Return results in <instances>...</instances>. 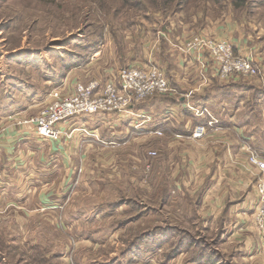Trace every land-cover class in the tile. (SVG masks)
<instances>
[{
    "label": "rangeland",
    "instance_id": "374dc122",
    "mask_svg": "<svg viewBox=\"0 0 264 264\" xmlns=\"http://www.w3.org/2000/svg\"><path fill=\"white\" fill-rule=\"evenodd\" d=\"M197 37L230 45L231 60L222 53L187 52ZM233 42L242 47L240 52ZM28 53H38L29 61L40 60V53L50 56L54 67L57 56L75 54L77 66L93 55L95 60L73 74L77 80L71 93L53 89L37 109L11 120L18 133L32 138L22 153L24 165H0V264H186L204 249L208 257L218 254L219 264H264V240L254 223L258 240L246 228L248 221L239 239H233L236 230L230 222L220 237L214 221L218 203L200 206L202 222L192 192L216 162L215 174L227 175L224 170L236 165L258 177L256 191L260 173L251 158L260 155L254 148L264 153V0H0V97L36 81L38 67L23 62ZM241 60L254 72L235 71ZM150 66L162 74L168 90L134 105L146 109L151 102L166 105L179 97L191 101L208 87L238 85L247 89L240 97L253 117L248 130L239 126L241 136L233 141L221 129L209 128L208 121L200 138L193 129L188 137L146 133L128 139L122 138L130 135L126 129L138 132L137 123L120 122V131L112 129L120 137L110 132L111 139L104 142L82 132L58 143L23 124L51 102L54 91L66 97L76 85L94 81L103 88L105 82L117 81L122 68ZM142 115L151 121L159 113ZM121 118L128 115L115 122ZM110 141L116 144L110 147ZM206 153L211 161L203 166L199 156ZM182 157L190 160L188 170L177 167ZM257 204L258 197L253 218ZM155 228L162 230L157 245L149 240ZM180 239L185 252L193 254L166 261L168 249L178 247Z\"/></svg>",
    "mask_w": 264,
    "mask_h": 264
},
{
    "label": "crops",
    "instance_id": "0c3cea01",
    "mask_svg": "<svg viewBox=\"0 0 264 264\" xmlns=\"http://www.w3.org/2000/svg\"><path fill=\"white\" fill-rule=\"evenodd\" d=\"M234 44L236 51L240 52L242 47L238 46L236 43ZM35 54L38 53H28V57H25L23 59V62L25 60H28L25 64L29 68H34V64L38 67L36 68V81L31 82L30 84L23 82V86L19 85L20 87L16 86L14 87L15 89L12 88V90L10 91V95L9 92L6 91L5 94L0 97L1 167L5 166L7 168H20L22 164L24 165L27 158L24 159L22 157V153L24 154L26 151H28V147L30 146L31 141L30 139L32 138V136H22V134L18 133L14 125L11 124L12 118L16 114L23 116L24 114H27L31 109H37L38 106L43 102L45 95H47L53 89H59L62 93L65 94H69V92L71 93L77 80V78H74L73 74H76V71H81V69L85 68L95 60V56L93 55L91 58L89 57L85 62L77 66V55L74 56L75 54H72L68 56V58L70 57L68 61V58H61L60 56H57L56 59L58 63L54 67V65L52 64L53 60L50 58V56H42L43 53L39 54L41 57L40 60L29 61V57L34 59ZM18 59L19 57H16L14 61H18ZM188 59L194 61V57L192 56H189ZM20 61H22V59ZM63 70L65 71L64 74L61 73V71ZM208 89L209 87L201 91L191 101L187 100L186 98L179 97L177 99H174L173 101H169L170 103L168 102L166 105L158 103V105L156 106L154 105V102H151L148 108L146 107V109L141 105H133L131 107L132 115L128 116V118H121V121L116 120L117 122H115V119H117V117L98 114L94 116H84L74 119L73 121H71V124L62 125L61 129L62 131L66 132L73 128H83L86 130H90L91 132L96 134V136H100L101 140L103 141L106 138L110 140V132L111 136H119V133H114L115 131L112 129L119 128L118 131H120V128L123 124H128L131 122H133V124L138 123L139 119L136 117L137 115H142L145 112H150V114L154 115L156 112L159 113V115H156V117H151V121L145 123L146 125L144 124L141 128H139L138 132L126 129V132L130 135H125V137L122 138L129 139V137H131L132 135H142L146 133L152 135L153 131H159L166 136L173 137L174 139L176 138V135L183 137L190 136L193 129H195L197 126H205L206 122H210V115L217 122L215 124L216 130L218 128V130L221 129L222 134L228 133L232 137L233 141L236 138L238 139V137L241 136V131L238 127H242L244 125V131H247L248 126L250 125L249 122H251V120L253 119L251 111L244 107V104L242 102V100L244 99L241 100L242 92L247 91V89L238 85H219L215 87V90L213 91L211 89ZM238 104H240V108ZM150 106L151 108L149 109ZM195 109H205L208 114L201 117H196L193 111ZM120 122H123V124H121ZM110 123L114 125L112 126ZM147 130H150V132ZM80 135L81 132H75L73 138L81 137ZM244 136L253 137V135H251L250 133L245 132ZM116 139L121 140V138ZM90 140L91 139H87V141ZM62 141L66 142L67 139H62ZM62 141H59L58 143ZM84 143L87 142L84 141ZM108 143H110V147H112L113 144H116L115 141H110ZM117 144L120 143L118 142ZM254 150L255 152H258V154H260L259 156L261 158H264V153H260L255 148ZM179 154H181V152ZM182 158L183 160H179L177 162V167H181V170L184 171V169L191 165V163L189 160L190 157L189 159L186 157ZM199 159V162H201L203 166H206V163L211 161L209 153H206L203 156L200 155ZM199 162H194L196 167L200 166ZM224 164H226V162H224ZM240 165L242 166V163H240ZM209 167H211L209 168L210 171L208 172L207 177L203 179L204 182L202 183L200 188L196 191H192L193 193L196 192L197 195L196 207L199 219L203 222V217L198 212L202 204L214 202L213 204L215 205L218 203L216 206L217 208H219V211L217 212V216L215 217L214 221H216V225L218 226V235L220 237H225L227 233L226 223L230 222L234 224L233 229L236 230V232L234 231V233H232L233 239H239V234H242L244 231L243 225H247V223L245 222L248 221L249 226L247 225L246 228L253 231L256 239L258 240L255 228L252 227L254 223L253 217L250 214L251 211L255 208L256 204L257 195L254 185L256 184L258 177L253 178L252 175L245 173L242 167L241 169H238L236 165L231 166L230 169H226V171L224 170L227 175L221 173L215 174L216 170L219 168L217 162L212 163ZM226 167V165L223 166L224 169ZM186 170H188V168H186ZM214 175H216L215 178H213ZM211 180L213 181V183L211 184L212 188L208 189V184ZM239 186L241 188H239ZM176 192L180 194L182 191L176 190ZM216 206L215 209H217ZM205 216L209 217L211 216V214H206ZM214 252L216 253V251ZM180 255L182 256V253ZM217 255L218 254H216L215 258L212 257L210 264H219L215 260L216 258H218Z\"/></svg>",
    "mask_w": 264,
    "mask_h": 264
},
{
    "label": "built area",
    "instance_id": "2783aa9c",
    "mask_svg": "<svg viewBox=\"0 0 264 264\" xmlns=\"http://www.w3.org/2000/svg\"><path fill=\"white\" fill-rule=\"evenodd\" d=\"M187 52L207 51L208 53H222L224 59L230 61L233 51L230 45L224 42H213L207 39L196 38L191 40L186 46ZM235 71L254 72L252 66L244 60L235 62ZM228 72L226 71L225 74ZM168 84L158 69L127 67L122 68L118 73L116 82H105L103 88L96 81L88 85H76L73 94L61 97L60 92H52L51 102L43 107L37 116L23 122L24 125L32 127L36 134L47 141L59 142L62 139H72L75 132H83L88 137L93 138L94 133H88L86 129L73 128L66 132L61 126L71 124L74 119L84 116H94L98 114L122 117L132 115V106L142 99L156 93L167 92ZM196 117L207 115L205 109L193 110ZM139 122L136 128H141L145 123L150 122L149 116L137 115ZM209 128H214L217 123L210 115ZM203 126H197L194 137L200 138L203 135ZM152 134L160 135L161 132L153 131ZM259 156L253 153L251 164L260 173V180L256 187L258 204L254 213L253 222L256 230L264 240V161L259 160Z\"/></svg>",
    "mask_w": 264,
    "mask_h": 264
},
{
    "label": "trees",
    "instance_id": "16d2710c",
    "mask_svg": "<svg viewBox=\"0 0 264 264\" xmlns=\"http://www.w3.org/2000/svg\"><path fill=\"white\" fill-rule=\"evenodd\" d=\"M236 8H238V6H236ZM81 58L83 59V57H81ZM166 230H168V229H166ZM158 232H162V230H160L159 228H155L154 231H151L150 232V234L152 235V237H150L151 235H149V237H150L149 240L150 241L154 242V239H155V243H154L155 245H157ZM164 234H165V237H166V242H168L169 241V237L167 238L168 233L166 232ZM160 236H162V235H159V237ZM180 240L181 241L177 245L178 247L173 246V247H171V248L168 249L169 250V253H168L167 257H166V261H168V260L170 261L171 259L175 258L179 254H181V253H183V252L186 251V247H184L185 246V242H183L182 239H180ZM164 245H165V243H164ZM185 253H189V255H190L191 251H187ZM191 254H193V253H191ZM211 260H212V257H208V252H206V249H204V251L201 252V253H199L197 256H194L193 255V257L191 259H188L187 262H186V264H200V263L210 264L211 263Z\"/></svg>",
    "mask_w": 264,
    "mask_h": 264
}]
</instances>
